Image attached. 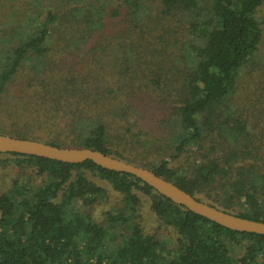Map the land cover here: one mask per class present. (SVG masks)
Here are the masks:
<instances>
[{
  "label": "trees",
  "instance_id": "16d2710c",
  "mask_svg": "<svg viewBox=\"0 0 264 264\" xmlns=\"http://www.w3.org/2000/svg\"><path fill=\"white\" fill-rule=\"evenodd\" d=\"M263 6L51 0L41 9L22 7L14 20L1 14L0 135L99 151L198 201L264 223V107L257 105L264 80L252 95L238 96L244 71L260 63ZM117 66L127 74L120 81ZM142 67L148 76L134 71ZM15 86L26 98L6 100ZM143 93L170 107L167 131L150 133L136 119L135 130L111 131L110 117L139 115L135 101ZM172 153L176 167L163 158ZM0 155L9 157L0 166L13 163L41 179L35 187L17 177L0 195V264H264V235L226 229L131 175L91 161ZM92 177L122 197L101 220L94 210L109 200L108 190ZM138 193L174 231L172 243L144 232ZM228 242L244 253L232 256Z\"/></svg>",
  "mask_w": 264,
  "mask_h": 264
},
{
  "label": "rangeland",
  "instance_id": "374dc122",
  "mask_svg": "<svg viewBox=\"0 0 264 264\" xmlns=\"http://www.w3.org/2000/svg\"><path fill=\"white\" fill-rule=\"evenodd\" d=\"M51 4V0H14L10 3L8 0H4V6H0V15H5L7 18L4 21L7 20H14L17 19V13H19V9L22 7L30 6L27 8H30L32 10L41 9L46 7L47 4ZM258 15L262 18L263 24V39L262 43L260 45L259 49V57H260V63L256 66H253L252 68H248L243 73V77L241 80V84L239 85L238 89V96L242 97L243 95L250 96L253 94V92L257 89V83L259 82V79L262 78L264 80V6L260 9ZM82 60V59H81ZM83 63V62H82ZM108 64V63H107ZM111 63L108 64V66ZM25 66L27 69H31L32 71L36 69L37 65L35 64H26ZM123 66H117V69H114V72L116 74L117 81H120L121 78L127 76L126 73H124ZM106 67H104L103 63H100L99 69L100 71ZM143 68V67H142ZM134 71L138 75H143L145 73V68L143 69H134ZM147 76V71L145 73ZM18 84V83H17ZM260 84V82H259ZM260 88L261 85H260ZM26 98V93L23 91V87H11L9 94L5 96V99L8 101H17L20 99ZM152 99H154L152 101ZM140 103L141 106V112H139V115H133L128 117V121L117 119V118H109L111 131H123L124 133L126 130L130 129L129 125L134 126L135 119L137 122L146 128V130L150 133H156L159 135L160 133H164L167 131L166 121L170 117V107L167 103L163 101L161 98H150L149 94L143 93L141 94L138 99L135 101V104ZM147 104V105H145ZM167 104V105H166ZM252 104V103H248ZM257 105H262L264 107V97L263 99H260ZM135 130V126H134ZM131 133L128 134V137H130ZM164 156V155H163ZM176 158V153H172L171 155L164 156L163 158L165 160H169L171 163V166L176 167V164H178L179 160L176 161L172 158ZM9 158L7 156H1V159ZM89 176V175H88ZM17 177H27L25 179L32 182V184L36 187L41 183V179L37 178L34 173H31L30 171H22V169H19L15 166V164H10L7 167L0 166V195L7 191L13 180ZM90 177V176H89ZM97 184L103 185L108 190L109 200L105 203L99 204L95 206L94 215L97 220L103 219V214L111 209L118 208L121 205L122 197L114 192L110 186L107 183H104L100 181L97 178H93ZM138 197L141 201L140 208H139V219L140 223L144 229V232L149 235H158L160 239L169 241L170 243L173 242V240L176 239V235L174 231L171 228H165L162 225H160L157 217L155 216L154 212L151 208V201L149 198H147L142 193H138ZM229 249L231 250V254L234 257H239L244 253V247L243 246H237L233 243L228 242Z\"/></svg>",
  "mask_w": 264,
  "mask_h": 264
},
{
  "label": "water",
  "instance_id": "95a60500",
  "mask_svg": "<svg viewBox=\"0 0 264 264\" xmlns=\"http://www.w3.org/2000/svg\"><path fill=\"white\" fill-rule=\"evenodd\" d=\"M0 153L35 156L68 164H81L91 161L101 168L125 173L141 180L158 194L171 200L176 205L183 206L190 212L226 229L239 233L264 235L263 222L244 219L221 211L198 201L173 183L158 177L148 169L126 163L99 151L88 148H59L39 141L0 135Z\"/></svg>",
  "mask_w": 264,
  "mask_h": 264
}]
</instances>
